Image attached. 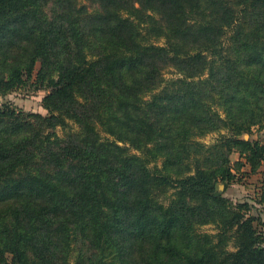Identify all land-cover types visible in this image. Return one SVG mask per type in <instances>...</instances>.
I'll return each instance as SVG.
<instances>
[{
    "label": "trees",
    "instance_id": "trees-1",
    "mask_svg": "<svg viewBox=\"0 0 264 264\" xmlns=\"http://www.w3.org/2000/svg\"><path fill=\"white\" fill-rule=\"evenodd\" d=\"M87 1L0 0V97L48 92L0 105V264H264L217 191L264 160V0Z\"/></svg>",
    "mask_w": 264,
    "mask_h": 264
},
{
    "label": "rangeland",
    "instance_id": "rangeland-1",
    "mask_svg": "<svg viewBox=\"0 0 264 264\" xmlns=\"http://www.w3.org/2000/svg\"><path fill=\"white\" fill-rule=\"evenodd\" d=\"M79 3L82 6H90L87 0H79ZM41 68V62H37L32 77H25L27 80L26 86L11 95L0 97V105L11 102L16 109L26 114L31 113L47 117L48 112L42 107V100L48 92L42 86L43 84L38 75ZM164 72L165 78L173 77V69H166ZM44 85H47L46 81ZM70 127V130L74 132L78 130L72 123ZM57 134L62 138L65 135V131L58 128ZM219 136V133H213L204 137L201 142L211 145L219 139ZM241 139L246 141H264V129L260 126L254 127L251 134H244ZM229 161V166L235 176L234 180L226 186L223 183H218L217 191L233 203H250L254 207L252 215L257 218L255 226L264 238V206L256 203V198H258L264 182V160L254 168L240 152L235 150L230 154ZM201 231L215 233L213 226L202 227Z\"/></svg>",
    "mask_w": 264,
    "mask_h": 264
}]
</instances>
